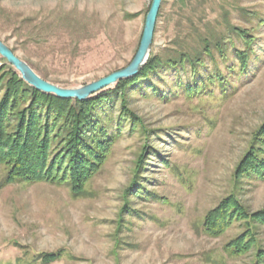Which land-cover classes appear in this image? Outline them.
Listing matches in <instances>:
<instances>
[{
	"label": "rangeland",
	"instance_id": "374dc122",
	"mask_svg": "<svg viewBox=\"0 0 264 264\" xmlns=\"http://www.w3.org/2000/svg\"><path fill=\"white\" fill-rule=\"evenodd\" d=\"M151 2L0 0V40L44 81L77 89L129 65ZM233 29L254 39L244 72L234 51L246 47ZM218 41L227 59L214 50L216 66L203 50ZM180 52L202 56L201 78L234 69L227 90L189 96L174 89L177 73L168 70L149 78L156 95L127 88L139 121L122 123L82 194L67 184H4L0 166V264H43L38 255L58 251L49 264H264V225L240 256L225 246L245 232L241 221L218 237L201 226L228 197L249 214L264 209V178L236 176L264 124V0H163L149 57ZM2 68L16 71L0 56ZM121 98L117 92L111 131Z\"/></svg>",
	"mask_w": 264,
	"mask_h": 264
},
{
	"label": "trees",
	"instance_id": "16d2710c",
	"mask_svg": "<svg viewBox=\"0 0 264 264\" xmlns=\"http://www.w3.org/2000/svg\"><path fill=\"white\" fill-rule=\"evenodd\" d=\"M233 31L246 47V50L234 51L240 71L244 72L254 39L239 29ZM225 45L224 41L207 43L203 52L217 66L214 50L225 62ZM201 57L183 52L176 59L149 57L135 76L118 81L113 88L108 87L86 101L44 94L26 84L16 71L0 69V92L4 90L0 98V166L5 170L3 183L67 184L74 195L82 194L86 182L102 165L117 131H121L122 123L129 121L134 127L139 121L126 106L124 97L127 88L137 86L135 91H138L148 87L149 93L156 95L160 92L148 83L149 78L168 70L177 73L178 82L174 89H181L189 96L205 94L213 87L227 90V76L232 75L234 69L226 67L223 75L214 70L201 78L199 68L204 65ZM181 73L187 75V83L180 82L183 79ZM117 92L122 97L121 109L115 120V130L111 131L109 123ZM256 135L258 147H252L242 158L236 173L238 178L250 174L264 178V159H261V154H264V124ZM235 221L245 225V232L225 247L240 256L252 250L257 243L255 225H264V209L249 214L236 198L228 197L206 214L201 226L206 235L218 237ZM258 253L256 257L261 262L262 256ZM60 256L61 251H58L42 253L36 258L43 264H49Z\"/></svg>",
	"mask_w": 264,
	"mask_h": 264
},
{
	"label": "water",
	"instance_id": "95a60500",
	"mask_svg": "<svg viewBox=\"0 0 264 264\" xmlns=\"http://www.w3.org/2000/svg\"><path fill=\"white\" fill-rule=\"evenodd\" d=\"M163 0H152L146 14L139 47L128 66L108 76L77 89H65L41 79L30 66L18 58L12 50L0 40V56L5 59L21 76L22 80L33 89L44 94H51L60 99L86 101L92 95L105 88L114 86L118 81L135 76L146 63L151 50L158 12Z\"/></svg>",
	"mask_w": 264,
	"mask_h": 264
}]
</instances>
